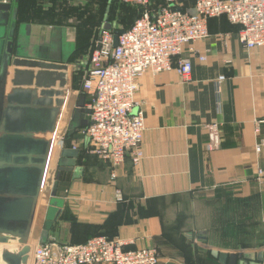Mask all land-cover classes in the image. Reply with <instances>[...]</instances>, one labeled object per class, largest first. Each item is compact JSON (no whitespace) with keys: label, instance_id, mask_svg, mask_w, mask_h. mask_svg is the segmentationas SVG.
<instances>
[{"label":"crops","instance_id":"obj_1","mask_svg":"<svg viewBox=\"0 0 264 264\" xmlns=\"http://www.w3.org/2000/svg\"><path fill=\"white\" fill-rule=\"evenodd\" d=\"M0 3L12 4L10 27L15 28L13 38L18 44L20 60L62 62L67 66L66 70L57 73L54 90L58 95L53 100L59 103L58 106L56 103L36 106L35 100L42 98L40 90L30 89L35 92L33 108L57 111L51 131L31 135L49 142L46 161L48 164L51 157L52 163L47 176L44 168L27 239L12 233H0V237L19 238L30 244L25 264H32V249L42 241L50 208L56 214L54 228L48 235L50 240L82 244L96 227L106 223L122 199L143 206L151 199L185 194L209 201L226 195L241 199L259 196L264 207V48L248 51L239 41V26L231 24L224 16L209 20L210 36L188 46L183 55L193 64L189 81H183L176 70L159 74L148 72L140 78L135 98L138 106L134 112H142L146 120L142 143L144 159L138 168L133 169L130 183H126L125 188L122 184V188L109 179L108 162L91 153L83 135L90 122L87 114L90 97L74 87V74L79 70L85 73L88 61L82 59L80 63L66 64L76 47L75 29L17 25V0ZM183 6L192 10L193 1L186 0ZM108 24L111 28L103 26L105 30H115V24ZM15 69L9 68L7 94L11 91ZM16 70L28 69L21 66ZM223 76L225 80L219 83L218 79ZM83 81L84 74L81 83ZM44 120L42 114L34 115L31 124L38 127L44 124ZM212 123L220 124L221 144L217 149L209 146L207 126ZM74 132L76 136L70 147L63 148L61 143L66 134ZM3 135L2 131L0 136ZM65 149L76 150L78 154L65 155ZM82 152L86 159L78 163L77 157ZM65 157L69 158L67 163L62 162ZM62 165L73 168L66 172L72 180L63 183L68 184L67 187L54 184ZM117 175L126 179L127 167L119 169ZM85 176H92V181L86 180ZM66 214L71 218L64 216ZM162 233V221L155 215L139 219L135 224L120 226L116 237L126 244L128 250L159 247L162 253L160 264H186L177 251L164 244ZM194 233L208 234L202 229ZM196 244L225 255V263H229L231 255L235 254L242 256L238 261L264 264V260L258 261L260 256L264 257V246L247 250L219 249L199 239Z\"/></svg>","mask_w":264,"mask_h":264},{"label":"built area","instance_id":"obj_2","mask_svg":"<svg viewBox=\"0 0 264 264\" xmlns=\"http://www.w3.org/2000/svg\"><path fill=\"white\" fill-rule=\"evenodd\" d=\"M145 9L114 46L113 31L102 30L87 62L83 90L89 94V125L83 130L91 153L112 168V178L130 156L134 168L144 159L142 148L146 120L136 94L144 74L176 70L189 81L193 64L183 55L188 46L206 40L209 20L226 17L239 26V41L248 50L264 48V0H191L196 15L183 8V0H164L158 12L148 9L153 0H121ZM225 77H220L221 83ZM209 146L221 144L220 124L207 126ZM259 175H262L260 172ZM119 240L97 236L86 243H38L32 249V264H160L154 248L128 250Z\"/></svg>","mask_w":264,"mask_h":264},{"label":"trees","instance_id":"obj_3","mask_svg":"<svg viewBox=\"0 0 264 264\" xmlns=\"http://www.w3.org/2000/svg\"><path fill=\"white\" fill-rule=\"evenodd\" d=\"M163 4L164 0H153L148 9L155 15ZM182 9H185L184 6ZM144 13L143 7L121 0H17L15 20L17 25L73 27L76 31V47L70 63L76 64L82 59L90 61L105 23L115 24V30L125 32ZM83 74V70L74 74V87L81 92H84L81 83ZM75 136V132L66 134L65 148L70 147ZM85 157L82 152L77 162L81 163ZM107 165L109 179L122 188L123 184L125 188L126 183L132 180L134 169L130 156L126 157L124 164L128 171L126 179L111 178L112 168L109 163ZM66 172L70 171H58L57 185L65 183L63 175ZM85 178L88 181L93 179L92 176ZM62 186L67 187L68 184ZM155 215L162 221L164 244L177 251L186 264H228L222 262L220 255L216 256L212 250L197 246L196 239L219 249L247 250L264 246V207L259 196L241 199L226 195L209 201L204 198L195 199L193 194L151 199L143 206H135L132 201L124 202L122 199L106 223L96 227V231L83 243L97 236L117 239L120 226L135 224L139 219ZM64 216L71 218L68 214ZM200 229L208 234L194 233ZM154 248L161 258V249L157 246Z\"/></svg>","mask_w":264,"mask_h":264},{"label":"water","instance_id":"obj_4","mask_svg":"<svg viewBox=\"0 0 264 264\" xmlns=\"http://www.w3.org/2000/svg\"><path fill=\"white\" fill-rule=\"evenodd\" d=\"M11 9L12 4L0 3V20L4 15L9 14ZM188 12L193 16L196 15L194 9ZM112 31L116 47L118 37L124 31ZM14 32L15 28L10 27L9 17H5L3 22L0 21V133L4 132V135L0 136V233H12L25 239L42 187V177L47 164L46 156L49 152L48 141L32 138L31 135L51 131L54 125V113L57 111V109L33 108L32 98L35 92L30 89L40 90L42 98L35 100L36 106H52L53 103L58 106L59 103L53 100V97L58 95L54 90L58 82L57 73L66 70L67 66L62 62L38 63L20 60L18 44H15L13 38ZM67 63H70V59ZM11 66L16 69L23 66L28 70H14L11 91L7 94ZM41 114L45 117L44 124L33 126L31 122L34 115ZM87 114L90 115L89 110ZM72 169L62 165L59 171H72ZM54 211L50 208L47 212L44 234L40 242L42 244L54 242L50 238L48 242L45 241V237L49 235L55 224ZM7 242V238L0 237V243ZM29 251L27 247L17 254L5 252L3 259L7 264H25L28 261ZM214 254L220 255L218 252ZM232 258L235 259V264H239V256L235 254L231 255L228 264H231ZM258 261L261 259L259 258ZM245 264L249 262L246 261Z\"/></svg>","mask_w":264,"mask_h":264},{"label":"rangeland","instance_id":"obj_5","mask_svg":"<svg viewBox=\"0 0 264 264\" xmlns=\"http://www.w3.org/2000/svg\"><path fill=\"white\" fill-rule=\"evenodd\" d=\"M13 12H12V9H11V11H10V13L9 14H6V15H4L2 18H1V22H3V20H4V18L5 17H9V19H11L12 17H13ZM104 27L106 28V29H110L111 28V26L108 24V23H106L105 25H104ZM61 146H63V148H65L64 147V141H62V143H61ZM64 153H65V155H68V154H70L71 156H75L76 154H77V151L76 150H73V149H65L64 150ZM70 155H68V156H70ZM68 160H69V158L68 157H65V158H63L62 159V162L63 163H67L68 162ZM59 168H60V166H59ZM58 168V169H59ZM59 171V170H58ZM63 180L64 181H72L71 180V176H69V175H66V174H64L63 175ZM51 182H53V180H51ZM50 182V183H51ZM57 183V178H55V180H54V184H56ZM53 184V183H52ZM25 239H27V238H25ZM45 241L46 242H48L49 241V236L47 235V237H45ZM12 242H16V244H17V246H16V248H15V252L17 253L18 251H20L21 249H25V248H29V246H30V244H28L27 243V241L26 240H21V239H19V238H13V237H8V242L6 243V244H1L0 243V264H7L6 262H5V260L3 259V254L5 253V252H8V251H5L6 250V248L9 246V244L10 243H12ZM33 246H35V244L33 245ZM33 246H32V248H33ZM31 247V246H30ZM260 259L261 260H264V257L263 256H260ZM222 260H223V262H224V260H225V255H223L222 254ZM245 262L246 261H239V264H245ZM258 263H261V262H258ZM231 264H235V259L234 258H232V261H231ZM249 264H257V263H255V262H249Z\"/></svg>","mask_w":264,"mask_h":264},{"label":"bare ground","instance_id":"obj_6","mask_svg":"<svg viewBox=\"0 0 264 264\" xmlns=\"http://www.w3.org/2000/svg\"><path fill=\"white\" fill-rule=\"evenodd\" d=\"M51 163H52V158L50 157V161L48 162V164H47V166H46V169H47V174H46V176L48 175V169H49ZM52 172H53V170H52ZM52 172H51V173H52ZM45 179H46V177H45ZM45 179H44V185H45ZM16 246H17L16 242H12V243L9 244V246L6 248L5 251H8V252L14 253V252H15V248H16Z\"/></svg>","mask_w":264,"mask_h":264}]
</instances>
